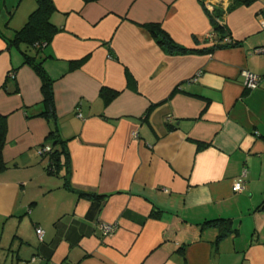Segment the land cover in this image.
Returning <instances> with one entry per match:
<instances>
[{
    "label": "crops",
    "instance_id": "crops-1",
    "mask_svg": "<svg viewBox=\"0 0 264 264\" xmlns=\"http://www.w3.org/2000/svg\"><path fill=\"white\" fill-rule=\"evenodd\" d=\"M214 1L222 39L200 0H51L40 44L12 42L37 0H0V264H264V0Z\"/></svg>",
    "mask_w": 264,
    "mask_h": 264
},
{
    "label": "trees",
    "instance_id": "trees-1",
    "mask_svg": "<svg viewBox=\"0 0 264 264\" xmlns=\"http://www.w3.org/2000/svg\"><path fill=\"white\" fill-rule=\"evenodd\" d=\"M252 1L253 0H234L233 3L235 6L241 4L247 5ZM52 10L53 5L51 0H37L36 9L30 14L24 27L17 32L12 42H16L17 40L22 38V36H29V38L31 39L30 43H35V41L40 42V44L48 43L51 40L54 32L56 31V28L49 21V16ZM221 17L222 16L218 11H214V14L210 15L213 28L215 29L220 39H222L226 35V28L221 22ZM146 28L155 38H157V43L166 48L167 51L172 53H186L189 51L188 49L173 42L172 39L160 28L158 24H148L146 25ZM218 45L219 44L217 43L216 46ZM207 50H211V48H208ZM201 51H205V49H202ZM22 53L23 62L29 63L41 80V92L43 95V102L46 106V117L48 119L53 118V120H55L54 98L52 92L53 80L42 69L40 62L32 63V61L30 60L32 59L31 56L27 55L25 52ZM104 93L106 94V92ZM112 96L113 95L111 94V97ZM56 129L57 128L54 126L50 130V142L52 144V151L45 154L50 161V165L48 166L50 172L55 171L58 167V164H62V162L63 164H65L67 161L66 152L63 145L64 142L60 138H58ZM5 134L6 117L0 115V164L2 163L1 150L5 143Z\"/></svg>",
    "mask_w": 264,
    "mask_h": 264
},
{
    "label": "built area",
    "instance_id": "built-area-1",
    "mask_svg": "<svg viewBox=\"0 0 264 264\" xmlns=\"http://www.w3.org/2000/svg\"><path fill=\"white\" fill-rule=\"evenodd\" d=\"M200 1L203 7L205 8L206 12H208L209 15H213L215 11L214 9L215 1L214 0H200ZM242 75L244 77V84L247 88L252 89L257 86L258 81H259L258 75L252 72H249V71H244ZM51 151H52V148L48 144L41 145L37 150L38 154L41 156L47 153H50ZM244 175L245 173L242 172L241 176H239L237 180L234 182L233 188H232L233 191L239 192L244 188V182H243ZM115 229H116V226L114 224L102 223V222L98 223V230L102 237H108L112 235ZM35 233H36L38 240L41 241L43 238L44 230L40 227H36Z\"/></svg>",
    "mask_w": 264,
    "mask_h": 264
}]
</instances>
